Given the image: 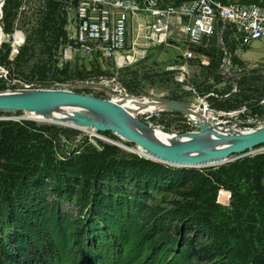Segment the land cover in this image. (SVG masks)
<instances>
[{"label": "trees", "instance_id": "1", "mask_svg": "<svg viewBox=\"0 0 264 264\" xmlns=\"http://www.w3.org/2000/svg\"><path fill=\"white\" fill-rule=\"evenodd\" d=\"M186 1L193 0H174V4ZM238 1L264 7L263 0ZM17 6V0H7L3 6L5 34L12 31ZM44 6V20L28 33L16 56L9 60L10 44H0V66L7 69L6 80L0 77V92L15 91L18 83L49 86L72 77L68 63L58 67L55 57L59 47L67 45L59 3L45 0ZM234 50L230 45L229 52L233 54ZM205 52L212 60L204 69L212 72L219 83L222 78L216 69L222 53L213 45ZM232 62L244 65L234 56ZM29 63L32 64L26 73L24 69ZM257 78V74L241 76L237 86L242 90L234 98L215 91L222 98L207 96L209 106L223 112L239 109L238 97L248 101L252 99L251 92L256 93L246 81ZM12 80L17 83L10 84ZM127 87L131 89L130 85ZM194 87L199 96H206L209 91V87L200 89V84ZM259 98L246 106L251 117L257 119L264 117V103L260 105ZM169 99L180 101L176 96ZM61 133L54 127L37 126L30 121L0 119V264H52L48 258L51 251L45 247L48 242L57 246L72 244V257L80 248L86 250L84 264H117L115 257L107 261V249L112 245L110 240L130 235L128 211L123 212L133 203L138 205L132 211L139 205L142 206L138 211H148L154 235L152 244L183 251L190 256L186 264H239L232 259L234 250L241 249L239 246H248L251 264H264V153L221 166L177 168L99 139L95 140L97 146L85 140L70 156L56 153V136ZM98 134L119 141L109 131ZM225 189L229 193L226 201L238 218L235 222L215 211L216 201ZM155 193L160 194L159 199L167 208L163 209L161 202L155 200L154 206L148 207L146 201ZM63 202L71 204L73 213L65 216L60 210ZM41 220L60 225L44 246L38 237L41 232L35 229ZM64 229L72 233L66 234ZM160 257L158 253L154 262Z\"/></svg>", "mask_w": 264, "mask_h": 264}, {"label": "built area", "instance_id": "2", "mask_svg": "<svg viewBox=\"0 0 264 264\" xmlns=\"http://www.w3.org/2000/svg\"><path fill=\"white\" fill-rule=\"evenodd\" d=\"M6 1L0 0V40L3 37L12 42V58L27 39L24 29L32 24L38 26L44 20L47 8L44 6L45 0H19L14 9L16 15L12 31L5 34L2 30V10ZM51 1L59 3L60 23L67 41L58 54L62 58H69L64 59L65 64L74 55L81 56L85 64L90 63L91 68L102 75L98 83L115 93L126 92V87L115 78L122 70L146 59L149 48H162L174 42L185 47L184 53L163 70L173 73L178 83L185 80L193 67L204 69L210 66L211 57L205 51L211 45L222 53L216 73L222 79L235 81L236 85L241 76L237 81L231 77L248 68L233 64V56L244 62L238 53L246 52L259 43L263 53V60L259 63L264 64L262 6L240 3L238 0H193L178 5L174 4V0ZM24 18L26 24L22 27L20 21ZM16 37L19 38L18 42ZM230 45L235 47L233 54L229 52ZM194 49L202 52H195ZM92 58L94 60L90 62ZM108 73L109 78L104 76ZM0 77L6 80V71L1 66ZM67 84L56 83L51 87L61 90L67 88ZM23 86L29 90L34 86L42 88L46 85Z\"/></svg>", "mask_w": 264, "mask_h": 264}, {"label": "rangeland", "instance_id": "3", "mask_svg": "<svg viewBox=\"0 0 264 264\" xmlns=\"http://www.w3.org/2000/svg\"><path fill=\"white\" fill-rule=\"evenodd\" d=\"M17 4H19V0H17ZM41 22L42 21H40V23ZM20 23L21 26L23 27L26 24V18L22 19V22L20 21ZM38 26L32 24L28 26L27 29H24V31L28 35V33L31 30L36 29V27ZM2 40L1 43L4 42L6 44H10V47L12 48L13 45L12 42L6 41V39L3 37ZM212 42L214 43V41ZM259 47L260 44L255 43L253 47L248 51L239 52L238 55L245 62V64L243 66H238V67L239 68L245 67V69L246 68L249 69V68H257L262 66L264 68V64L259 63L263 60V53L262 50L259 49ZM58 50L55 53V57L58 61L57 66L60 63L65 64L64 59H69V58H62V56L58 54ZM183 53H184V48L182 46H179L178 44H169L162 48H149L146 52L147 55L146 59H144L142 62L136 64L135 66L129 69L122 70L115 77L116 80L121 82L126 87L125 93L122 92L120 94L116 92V94L122 96H130L138 99L163 98L167 100H170L169 98H171V96H176L177 99L180 100L177 102H182L185 104L195 106L200 110V112L206 109L209 115L208 123L210 127L215 129L229 128L232 131L243 132L246 130L255 129L258 126H260L261 123L264 122V117L261 119L251 117L249 108L246 107L250 105L249 103L255 102L258 96H260L259 104L261 105V103L262 104L264 103V76L257 74L259 78H257L255 81L254 80L246 81L248 84L252 85V88L256 93L251 92L252 99L248 101L247 100L242 101L240 97H238L240 104L239 109L231 112L217 111L209 106V102L206 99L207 96L222 98L219 97L218 95H215V91H216V93L226 92L227 94H225L223 97L234 98L236 95H239V91L242 89H240V87H238L235 81L233 80L223 78L218 83L217 80L214 78L212 72H209L199 67H193V70L188 72V75H186L185 80L182 83H178L174 80L173 73L164 75L165 72L163 69L166 66H169L172 63V61H174V59L182 56ZM69 56L70 55H67V57ZM12 58H10L9 55V60H11ZM92 60L94 59L93 58L90 59V62ZM66 61L69 65V70L71 71L70 74L72 75V77L68 81H66L68 83L67 84L68 87L67 88L65 87L61 90L78 93L82 95H90L98 99L115 101L114 97L110 96L103 88L98 86L96 87L90 86V83L99 82L102 78V75H99V73L96 70L91 68L92 66L90 63L85 64L84 59H82V57L79 55H74L70 60H66ZM31 64L32 63H29L25 67L24 70L26 71V73L27 70L30 68ZM193 64H195V62H193ZM1 68L3 69V71H6V75H7V69L4 67ZM109 74L110 73L104 76L109 78L108 77L110 76ZM143 74L145 75V77L143 76ZM15 83H17L15 80H12L10 82V84H15ZM54 84L56 83L51 82V85L44 86L42 88L53 89L51 86H53ZM198 84H200V89H203V87H209L208 88L209 91L207 92L206 96H199L198 88L196 89L194 87L195 85ZM128 85L131 86V89L127 87ZM34 88L37 87L34 86ZM22 90H27V89H25L23 83H18V88L15 91H22ZM30 116L31 115H28L24 112L18 113L16 111H10V112H3V115H0V119L4 118L13 121H30L36 124L37 126H43L47 128L54 127L58 129L62 133L61 135L56 136L57 144L55 151L56 153H61L66 156L67 155L70 156L72 153L76 152L79 149L80 144L85 140H87L92 145L97 146L95 140H98V138L102 137L100 134H98V130H95V128L92 129V131L87 132L78 128H72L68 126L66 127L60 124L41 122L35 119H31ZM136 118L138 121L146 125H150L153 128H159L157 130H160L165 133H172L178 136L180 134H185L196 130V126L194 124L193 119L189 115H185V114H177L166 111L164 112L154 111L153 113H148L145 115H141V114L137 115ZM118 140L119 141L117 142L122 144L123 146H125L124 144L126 145L128 144L127 146L122 147L121 149L140 156V153L137 152L139 151V148L135 144H133L132 142H125L124 140H120L119 138ZM258 153H264V146L253 149V151L250 152V155H255ZM224 191H226V189ZM224 191L221 194L220 198L217 199L216 201L218 207L215 208V211H218L219 214H223L224 216L230 217L232 221L235 222L236 220H238V218L235 216L231 206L226 201L228 200V196H229L228 191H226L225 193ZM159 196L160 194L155 193L151 200L146 201V204H149L148 207L154 206V204H152L154 200L160 201ZM70 205L71 204L65 202L60 204V210H62L65 216L66 214L69 215L70 214L69 212L73 213L71 211L72 208ZM137 205L136 203H133L132 205L130 204V207H128V209H126L123 212L125 213L126 211H128L126 215L129 216L130 218L129 219L130 235L129 236L126 235L123 238L121 237L118 239L116 238L110 240L112 245L110 249H107L109 252L108 253L109 259L107 261L110 260V257L112 258L115 257L116 259H118L117 264H186L187 261L190 259V256L184 254L183 251L178 252V249H176L175 247L166 248L165 246L160 244L157 245L152 244L151 239L154 237V235L152 232L153 230L152 225L150 221H148L149 219L148 216L146 215V212L148 211L144 212L141 209L140 211H138V209L142 205L141 206L139 205V208L137 207L136 210L132 211V209ZM160 206L163 209L167 208V204L164 205L162 202ZM144 215L147 217V220ZM81 216H82L81 217L82 222L84 223L85 222V218L83 217L84 215ZM68 225L69 224H65V226ZM59 226H60L59 224H56V221L51 223L48 220H45L39 223V225L36 226L35 229H38L39 232L41 233L47 231L43 235L41 233L38 234L39 239H41L42 241L40 245L43 244L44 246L45 242L49 241L47 238L52 237L51 233L52 234L53 232L55 234L57 233L56 231ZM43 227L45 229H43ZM64 231L66 232V234L72 233L69 229H64ZM174 237H176V235ZM45 247H47L49 251H51V256L48 255V258L50 259V261H52V264H57V263L84 264L86 262V260H84V251L86 250L82 251L81 248H80V252H78L74 257H72V255L70 254L72 248L74 247L72 244L70 245L67 243H63L61 246H57L54 242H48ZM239 247H241V249H237V250L233 249L235 251L234 255L232 256L234 262H237L239 264H251L249 259L250 252L248 253V249H247L248 246H239ZM97 250H100V248H97ZM158 253L161 255V257L159 258L158 261L154 262V260L158 258ZM47 254H49V252ZM2 258H3V253L0 255L1 263L3 262ZM26 258L28 259V257ZM11 263L14 264V262L12 261ZM92 263L103 264L97 261H93Z\"/></svg>", "mask_w": 264, "mask_h": 264}, {"label": "water", "instance_id": "4", "mask_svg": "<svg viewBox=\"0 0 264 264\" xmlns=\"http://www.w3.org/2000/svg\"><path fill=\"white\" fill-rule=\"evenodd\" d=\"M182 47L185 48L184 46ZM194 51L202 52L199 49H194ZM246 74H258L264 76V68L257 67L246 69L233 75L231 78L237 81L240 76ZM90 86L101 87L110 95L116 94L113 90L101 86L98 82H94L93 84H90ZM153 101L158 102L163 106L161 112L166 111L177 114H192L194 112V106L182 102L171 101L163 98H153ZM55 106L76 107L85 109L89 112L97 114L98 116H109L113 126L96 124L95 130H98V132L110 131L120 140L132 142L138 148L154 155L156 159L146 157L137 151L140 153V157L177 168L199 169L221 166L239 158L248 156L253 149L264 145V125L243 132H236L229 129L230 133L227 135V138L233 142L217 150L202 149L190 142L172 146L160 145L144 138L127 127L122 122L121 118L115 111L113 104L109 100L98 99L93 96L82 95L59 89L34 88L22 91L0 92V111L2 112L21 111L24 113L31 112L36 114ZM82 121L85 122L84 120ZM189 136L192 137V134H189ZM98 139L113 144L119 148L125 147L116 141H112L104 137ZM183 154H186V156H183ZM213 159H221L222 161L218 164L210 166L205 164V162Z\"/></svg>", "mask_w": 264, "mask_h": 264}, {"label": "bare ground", "instance_id": "5", "mask_svg": "<svg viewBox=\"0 0 264 264\" xmlns=\"http://www.w3.org/2000/svg\"><path fill=\"white\" fill-rule=\"evenodd\" d=\"M18 39L19 38L16 37V42H18ZM110 96L114 97L115 101H109L113 104L115 111L121 118L122 122L131 130L135 131L136 133L154 143L165 146H172L180 143L190 142L201 147L202 149L217 150L233 142L232 140L227 138V135L230 133L229 128L215 129L210 127L208 123L209 115L206 109L200 112V110L194 106V112L192 114H185L189 115L193 119L196 130L187 134L185 133L184 135L180 134L178 136L172 133L162 132L160 130H157L159 128H153L152 126L146 125L137 120V115H145L148 113H153L154 111H161L163 109V106L160 103L153 101V99H138L118 94ZM26 114L31 115V119H35L41 122L60 124L66 127L68 126L72 128H78L87 132L92 131V129L95 128L96 124L113 126V123L109 116L101 117L97 114H92V112H89L85 109L70 106H55L41 113L35 114L27 112ZM82 120H84L85 122H83ZM92 120L96 122H93ZM189 134H192V137H190ZM139 152L146 157L156 159L154 155L140 148ZM183 156H186V154H183ZM221 161V159H213L205 162V164L207 166H210L218 164Z\"/></svg>", "mask_w": 264, "mask_h": 264}]
</instances>
